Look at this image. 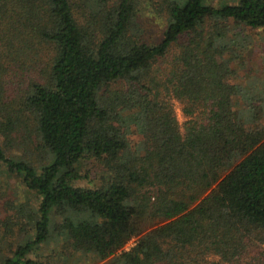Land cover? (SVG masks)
Wrapping results in <instances>:
<instances>
[{
	"label": "trees",
	"instance_id": "obj_1",
	"mask_svg": "<svg viewBox=\"0 0 264 264\" xmlns=\"http://www.w3.org/2000/svg\"><path fill=\"white\" fill-rule=\"evenodd\" d=\"M260 30L264 0H0V264H57L59 238L91 264H264Z\"/></svg>",
	"mask_w": 264,
	"mask_h": 264
},
{
	"label": "rangeland",
	"instance_id": "obj_2",
	"mask_svg": "<svg viewBox=\"0 0 264 264\" xmlns=\"http://www.w3.org/2000/svg\"><path fill=\"white\" fill-rule=\"evenodd\" d=\"M228 0H208L209 3L211 4H219L221 2H227ZM165 27V19L162 17V19H155L152 21L150 24L146 25L147 28V33L155 37L156 40H159L161 38V32ZM259 33L261 34L260 36V44H258V48L260 51V54H257L256 60L258 61L260 67L262 66V62H264V30H260ZM263 43H262V42ZM175 50V48H174ZM252 57V56H251ZM160 66L162 68L166 67L167 62L161 61ZM239 71H237L238 73ZM246 73L245 70H242L239 72L240 75H244ZM264 75V72H261L258 74L257 77L261 78V76ZM264 102V101H263ZM172 108H173V113L175 114V117L178 120L180 130L183 131V126L185 121L188 119L182 112V104L179 103L177 100H172ZM135 140L137 141V146L135 149L138 150L140 146L142 145L141 137L136 135ZM83 172H89L91 175V178H94L98 175L97 171L94 168V165L91 162H87L85 166L81 169ZM78 184L84 185V186H89L90 183L88 184L85 181H80ZM17 184L13 183L12 188H14L12 191H15L19 196L20 201H24V194L20 189H17ZM12 198V197H11ZM36 201L35 198L30 195V205H35ZM2 209V208H1ZM0 209V210H1ZM4 215V212H0V217ZM58 216V215H57ZM31 224H30V232H31ZM15 230V238H12L10 240H18L21 237V234L25 230V228L20 231V228H14ZM261 235V234H260ZM260 238V237H258ZM7 240L9 241V238L7 237ZM135 242V239L132 238L130 239L127 244L125 245V249H129ZM257 244L256 246V252L261 253V255H264V241L263 240H258L255 241ZM39 254L41 255L40 258L43 260L49 259L57 264H91L88 260H85V256L81 254H75L73 255V250L71 246H68L66 243H63L62 239H57V240H51L47 245H43L41 249L39 250ZM219 259V256L215 255L214 253H206L204 255V261L206 264H212L213 262H217ZM106 263V262H105Z\"/></svg>",
	"mask_w": 264,
	"mask_h": 264
}]
</instances>
